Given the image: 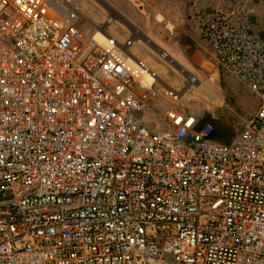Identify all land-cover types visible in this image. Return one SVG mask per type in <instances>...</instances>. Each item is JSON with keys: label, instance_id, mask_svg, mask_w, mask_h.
Here are the masks:
<instances>
[{"label": "built area", "instance_id": "built-area-1", "mask_svg": "<svg viewBox=\"0 0 264 264\" xmlns=\"http://www.w3.org/2000/svg\"><path fill=\"white\" fill-rule=\"evenodd\" d=\"M252 11L212 0L195 12L217 65L258 101L222 144L184 90L107 32L112 17L97 24L77 0H0V264H264Z\"/></svg>", "mask_w": 264, "mask_h": 264}, {"label": "rangeland", "instance_id": "rangeland-1", "mask_svg": "<svg viewBox=\"0 0 264 264\" xmlns=\"http://www.w3.org/2000/svg\"><path fill=\"white\" fill-rule=\"evenodd\" d=\"M77 1L97 24L112 17L107 32L143 59L162 86L184 90L187 109L199 112L212 125L224 114L231 128H239L243 118L257 109L253 93L217 65L211 47L195 33L196 10L209 8L212 0L208 6L204 0Z\"/></svg>", "mask_w": 264, "mask_h": 264}, {"label": "crops", "instance_id": "crops-1", "mask_svg": "<svg viewBox=\"0 0 264 264\" xmlns=\"http://www.w3.org/2000/svg\"><path fill=\"white\" fill-rule=\"evenodd\" d=\"M241 1L250 4L249 6L252 7L254 12L253 14H250L249 21L252 25V28L256 31H259L261 35L264 36V11H263L264 7L262 6V0H241ZM203 3L206 4V6H208L210 4V0H204ZM245 89L247 88L245 87ZM188 110L190 111V109ZM193 111L190 112L194 113L200 122L207 121L205 120V118H202V115L199 112H193ZM223 115H222L223 118H220L218 120H212L213 131L211 133L210 139L217 143L230 144L235 142L237 137L239 136L241 124L239 128L236 126L234 127L232 126L231 128L230 118L228 117L225 118ZM148 117L151 119L154 125H160L157 122L156 118L153 117L151 114H148Z\"/></svg>", "mask_w": 264, "mask_h": 264}, {"label": "bare ground", "instance_id": "bare-ground-1", "mask_svg": "<svg viewBox=\"0 0 264 264\" xmlns=\"http://www.w3.org/2000/svg\"><path fill=\"white\" fill-rule=\"evenodd\" d=\"M189 79H190V81H194V78H192V76H190V78H189Z\"/></svg>", "mask_w": 264, "mask_h": 264}]
</instances>
